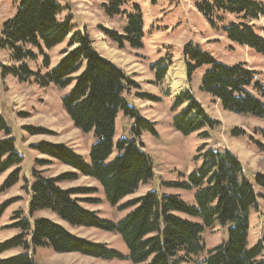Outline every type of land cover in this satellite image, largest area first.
Returning a JSON list of instances; mask_svg holds the SVG:
<instances>
[{
    "label": "trees",
    "instance_id": "1",
    "mask_svg": "<svg viewBox=\"0 0 264 264\" xmlns=\"http://www.w3.org/2000/svg\"><path fill=\"white\" fill-rule=\"evenodd\" d=\"M18 3L16 15L4 25L0 43L1 49L10 52L14 65L1 67L2 75H12L21 83H34L41 88H70L63 96V108L77 130L92 133L96 140L90 148L89 163L64 145L35 146L40 154L72 168L77 174L47 178L34 172L29 188L30 216L46 211L73 229H97L115 234L127 248L131 264H264L262 245L249 247L251 213L262 197L255 187L264 191V176L259 174L250 182L239 159L227 150L202 147L196 157L200 166L188 175L187 182L167 184L192 192L193 204L183 201L179 195L160 196L148 192L119 206L155 177L151 159L143 151L144 145L138 142L143 132L155 135V124L127 104L126 96L133 82L96 51L88 33H77L68 40L73 31L71 21L59 20L64 10L63 0H19ZM128 3L129 11L122 10ZM108 6V15L124 16L127 27L123 35L106 31L107 36L120 49L126 45L134 50L143 49L144 16L139 4L131 0H109ZM198 11L216 30H219L218 22H224V15L234 16L239 22L222 28L224 35L231 43L264 56V38L256 33L252 24L264 18V4L254 0H213L212 4L198 5ZM65 42L62 58L52 67L49 53ZM183 56L189 80L198 69L209 68L202 76L201 91L217 100L224 111L264 121L261 100L264 88L256 83L255 71L244 64L219 63L192 44L184 47ZM39 61L41 64L33 70L30 65ZM152 71L161 82L168 66L159 62L152 66ZM174 101V111L187 103L186 108L174 116L178 132L189 136L215 127L216 123L188 91L180 93ZM120 114L132 120L134 138L115 142ZM0 134L3 135L0 177L12 170L2 185V191H6L19 183L24 158L1 115ZM200 137L208 139L209 136L202 133ZM79 175L96 181L106 201L120 213L130 211L114 223L82 207L83 200L78 197L93 191L60 187ZM7 208V205L0 206V220ZM216 226L226 231V240L207 251L204 234ZM14 227L21 233L0 244V255L11 250L50 247L57 254L77 253L103 261L125 259L106 244L79 238L49 219L38 218L32 224L22 220ZM0 264L35 263L25 253Z\"/></svg>",
    "mask_w": 264,
    "mask_h": 264
},
{
    "label": "rangeland",
    "instance_id": "2",
    "mask_svg": "<svg viewBox=\"0 0 264 264\" xmlns=\"http://www.w3.org/2000/svg\"><path fill=\"white\" fill-rule=\"evenodd\" d=\"M264 4V0H254ZM19 0H0V43L4 25L17 13ZM141 7L144 16L143 49L134 50L126 45L120 49L106 34L115 32L123 35L127 27L124 16H109V0H63V13L59 20L70 19L75 34H89L94 48L103 57L118 66L130 78L132 85L126 96L127 104L134 107L144 119L155 124V135L143 132L138 142L144 145L143 151L151 159L155 177L141 185L137 192L127 197L121 205L144 196L148 192L158 195H179L193 204V193L170 187L167 184L187 182L188 175L200 166L196 161L199 150L207 146L227 150L240 161L250 182L257 175L264 176V121L249 116H238L224 111L220 103L201 91V81L209 69L203 67L187 77L184 47L192 44L214 58L217 62L234 66L244 64L256 72L255 81L264 88V56L254 50L231 43L223 29L231 22L239 21L232 15H224V22H218L219 30L213 29L205 16L198 11V5L213 0H131ZM122 10L129 11V6ZM223 16V15H220ZM258 35L264 38V18L252 22ZM68 42V41H67ZM67 42L52 50L51 65L54 67L62 58ZM163 62L168 72L163 81L155 78L152 66ZM37 64H31L36 71ZM10 52L0 46V115L6 120L16 147L24 162L21 166L20 181L17 185L2 191L8 171L0 177V206L8 208L0 220V244L21 233L14 226L22 220L32 224L38 218L49 219L68 230L73 235L94 242L106 244L120 252L124 260L103 261L77 253L57 254L50 247H36L29 251L11 250L0 255V262L22 254H29L35 264H131L128 251L120 237L97 229H73L61 222L54 214L38 212L32 217L29 213V188L34 172L47 178H58L64 174H77L72 168L59 163L35 150L39 144L64 145L89 163L91 146L96 142L92 133L84 134L77 130L63 108V96L70 91L54 86L41 88L34 83H21L12 75L4 77L1 67H12ZM175 71V72H174ZM188 91L195 101L216 125L201 133L185 136L174 127V116L186 108L185 103L177 111L173 110L175 98ZM260 94L261 91H260ZM264 103V97L261 98ZM132 120L120 114L116 123L115 142L120 139H133ZM237 132V135H233ZM208 134V139L200 134ZM3 137L0 134V139ZM115 154L112 156L114 158ZM250 157V158H249ZM62 189H84L94 193L79 196L85 209L95 211L99 217L117 223L130 210L119 212L104 196L100 185L89 177L78 176L74 181L60 184ZM261 195L257 208L251 213L249 247L261 244L264 249V191L255 187ZM30 241V238L27 237ZM226 240V231L216 226L204 234L206 250L221 245ZM264 254V253H263ZM191 264H196L195 262Z\"/></svg>",
    "mask_w": 264,
    "mask_h": 264
},
{
    "label": "bare ground",
    "instance_id": "3",
    "mask_svg": "<svg viewBox=\"0 0 264 264\" xmlns=\"http://www.w3.org/2000/svg\"><path fill=\"white\" fill-rule=\"evenodd\" d=\"M175 72V71H174ZM250 158V157H249Z\"/></svg>",
    "mask_w": 264,
    "mask_h": 264
},
{
    "label": "crops",
    "instance_id": "4",
    "mask_svg": "<svg viewBox=\"0 0 264 264\" xmlns=\"http://www.w3.org/2000/svg\"><path fill=\"white\" fill-rule=\"evenodd\" d=\"M106 59V58H105ZM118 120V119H117Z\"/></svg>",
    "mask_w": 264,
    "mask_h": 264
}]
</instances>
